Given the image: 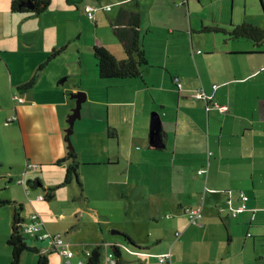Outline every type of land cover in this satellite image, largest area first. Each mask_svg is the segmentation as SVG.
Here are the masks:
<instances>
[{
	"label": "crops",
	"instance_id": "0c3cea01",
	"mask_svg": "<svg viewBox=\"0 0 264 264\" xmlns=\"http://www.w3.org/2000/svg\"><path fill=\"white\" fill-rule=\"evenodd\" d=\"M13 1L0 0V167L10 178L0 200L22 203L25 220L39 213L43 232H61L77 262L101 245L104 264L117 244L127 247L125 264H162L158 255L169 251L173 264H264V47L205 29H229L236 4L248 0H49L42 12L14 11ZM86 4L112 8L89 19ZM252 6L264 16V0ZM125 9L140 12L147 63L140 76L104 78L93 46L126 57L115 30ZM198 88L213 96L209 109L193 96ZM80 90L86 100L72 141L83 188L76 180L60 186ZM29 162L40 166L27 170ZM51 187L52 199H37ZM240 191L250 209L234 216ZM187 207L202 208L201 225L190 223ZM14 217V204H0V264H12ZM23 236L37 250L23 251L19 264L42 255L61 262L47 241Z\"/></svg>",
	"mask_w": 264,
	"mask_h": 264
},
{
	"label": "trees",
	"instance_id": "16d2710c",
	"mask_svg": "<svg viewBox=\"0 0 264 264\" xmlns=\"http://www.w3.org/2000/svg\"><path fill=\"white\" fill-rule=\"evenodd\" d=\"M26 1L27 0H14L12 2L13 10L21 11V12L27 11L28 9L27 7L20 6L22 3ZM33 1L35 4L33 11L36 12H42L45 9V7L49 4V0H33ZM119 20L125 21V26L116 27L115 30L118 38L123 44L126 57L122 59L118 58L111 50H109L104 45L95 43L93 46V53L98 60L100 75L101 77L104 78H111V77L128 78V77L140 76L141 66L147 63V58L141 42V33L139 29L141 22L140 12L137 10L125 9L122 11ZM205 29L229 33L235 38L244 37L252 40L256 47L258 48L264 47V28L257 26L248 21H244L242 24L239 25L230 24L229 29H226L225 27L222 26L205 27ZM63 49L64 47L55 48L48 59L49 60L52 59ZM36 79L37 77L35 75L29 81L25 82L21 86V88L23 89L31 88L35 84ZM63 160H70V164L66 170L64 180L60 186L70 184L76 180L79 187L83 188V183L79 177V166L81 162L78 159V152L76 148L75 147L70 148L68 150L67 156L59 160L58 163H60ZM39 166L40 164H38V167ZM36 180L37 182H39V179ZM57 189L58 187L48 188L47 192L45 193V199L47 200L52 199ZM5 203H12L15 205L13 233L8 243L12 247V255H13L12 264H19L23 251H25L26 249H36V248L29 246L26 238L23 236L22 224L25 221V218L22 215L23 204L18 203L14 200L13 201L0 200V204H5ZM112 248L117 258V264H125L124 261H122V252L120 250V247L117 244H113ZM102 255H103V248L101 245H97L94 248V250H92V253L85 262V264H102ZM48 260L49 259L47 256L42 255L39 258L38 264H48Z\"/></svg>",
	"mask_w": 264,
	"mask_h": 264
},
{
	"label": "built area",
	"instance_id": "2783aa9c",
	"mask_svg": "<svg viewBox=\"0 0 264 264\" xmlns=\"http://www.w3.org/2000/svg\"><path fill=\"white\" fill-rule=\"evenodd\" d=\"M112 8V5H92V4H86L85 5V12L88 16L89 19H95L96 17V12L98 10H104L108 11ZM201 51V50H199ZM175 84L179 90L182 89V82L180 80V77H175ZM218 84H214L213 87L217 88ZM193 96L197 99L201 100H206L207 104V109L210 108L209 101L213 99V96L211 94H208L203 88H198L195 90L193 93ZM23 98H19V100H22ZM214 106L218 107L220 110H225L227 107L226 106H221L217 102L214 101ZM17 116L14 115L10 118V120H17ZM38 167V164L35 162H29L27 164V170H33ZM206 171V168H201L199 170V173H204ZM23 180H20V183H22ZM239 198H240V203L238 206L233 207V215L236 216L239 212L245 211L250 209L248 206V200L249 196L245 191H240L238 193ZM37 199L43 200L45 199V193H41L37 196ZM185 212L189 216L190 223L196 224V225H201L202 224V208L201 207H187ZM45 226H44V221L41 217V215L37 212H34L30 215V217L25 220L22 224V231L23 234H30V235H35L39 239L47 241L50 248L57 250V252L61 256V262L59 264H85V262H77L73 259L75 251L71 247V243L68 242L63 234L61 232L57 233H45L43 232ZM106 247V246H105ZM120 247H125L124 245ZM127 248V247H125ZM92 251L88 250L86 252L87 256H90ZM106 258L104 260V264H117V258L114 254L113 251L107 252L106 249ZM159 260L161 261L162 264H173L172 263V253L166 252V253H161L158 255Z\"/></svg>",
	"mask_w": 264,
	"mask_h": 264
},
{
	"label": "water",
	"instance_id": "95a60500",
	"mask_svg": "<svg viewBox=\"0 0 264 264\" xmlns=\"http://www.w3.org/2000/svg\"><path fill=\"white\" fill-rule=\"evenodd\" d=\"M20 6H25L29 9H34L35 4L33 0H27L22 3ZM73 98L76 99V106L73 108V112L69 115L68 123L69 126L67 128V142L69 144V148H74V144L72 141V134L74 133V124L77 118L81 116V107L83 102L86 100V94L84 91H78L72 95ZM151 135L156 140H159L161 137V118L159 112L154 111L152 114L151 120Z\"/></svg>",
	"mask_w": 264,
	"mask_h": 264
},
{
	"label": "rangeland",
	"instance_id": "374dc122",
	"mask_svg": "<svg viewBox=\"0 0 264 264\" xmlns=\"http://www.w3.org/2000/svg\"><path fill=\"white\" fill-rule=\"evenodd\" d=\"M256 3L258 5V7L260 8L259 3L258 2H256ZM238 8H239V10H238ZM255 10H256V8L252 6V0H248V4L246 6L236 4V13H234L235 22L233 24L239 25V24H242L243 21L246 20V21L251 22L255 25H258V24L261 25V22H264V16L260 15L257 10H256V14H254L253 12ZM80 120H82V117L77 118V120L75 121L74 133L72 135V139H73V136L76 134V130L78 129V128H76V126H77L78 121H80ZM73 142H74V140H73ZM74 145H75V143H74ZM75 148H76V146H75ZM7 172H9L8 167H6V166L0 167V184L4 180H6L7 182L10 181V178L5 179L4 177H2L1 173H7ZM12 183L17 184L16 180L10 182V184H12ZM25 189H26V186H25ZM118 235L119 234H117L115 236H118Z\"/></svg>",
	"mask_w": 264,
	"mask_h": 264
}]
</instances>
